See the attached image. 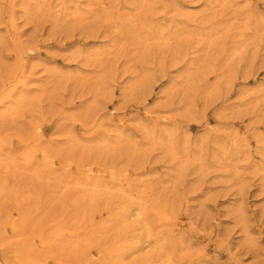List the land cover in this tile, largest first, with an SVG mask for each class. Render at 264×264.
<instances>
[{
  "label": "rangeland",
  "instance_id": "obj_1",
  "mask_svg": "<svg viewBox=\"0 0 264 264\" xmlns=\"http://www.w3.org/2000/svg\"><path fill=\"white\" fill-rule=\"evenodd\" d=\"M0 264H264V0H0Z\"/></svg>",
  "mask_w": 264,
  "mask_h": 264
}]
</instances>
